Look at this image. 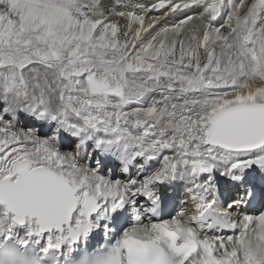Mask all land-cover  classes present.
I'll return each mask as SVG.
<instances>
[{"label": "snow or ice", "instance_id": "obj_1", "mask_svg": "<svg viewBox=\"0 0 264 264\" xmlns=\"http://www.w3.org/2000/svg\"><path fill=\"white\" fill-rule=\"evenodd\" d=\"M0 264H264V0H0Z\"/></svg>", "mask_w": 264, "mask_h": 264}, {"label": "bare ground", "instance_id": "obj_2", "mask_svg": "<svg viewBox=\"0 0 264 264\" xmlns=\"http://www.w3.org/2000/svg\"><path fill=\"white\" fill-rule=\"evenodd\" d=\"M106 2H110V0H106Z\"/></svg>", "mask_w": 264, "mask_h": 264}]
</instances>
